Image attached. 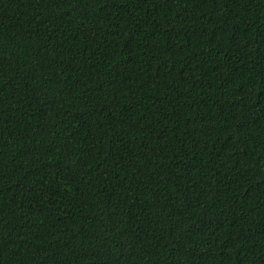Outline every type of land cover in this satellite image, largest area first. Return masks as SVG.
<instances>
[{
    "label": "trees",
    "instance_id": "obj_1",
    "mask_svg": "<svg viewBox=\"0 0 264 264\" xmlns=\"http://www.w3.org/2000/svg\"><path fill=\"white\" fill-rule=\"evenodd\" d=\"M0 264H264V0H0Z\"/></svg>",
    "mask_w": 264,
    "mask_h": 264
}]
</instances>
